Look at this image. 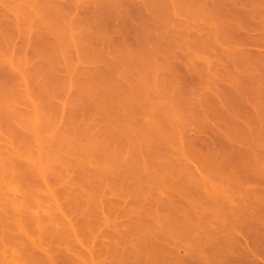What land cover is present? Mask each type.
Instances as JSON below:
<instances>
[{
    "label": "rangeland",
    "instance_id": "374dc122",
    "mask_svg": "<svg viewBox=\"0 0 264 264\" xmlns=\"http://www.w3.org/2000/svg\"><path fill=\"white\" fill-rule=\"evenodd\" d=\"M223 2L226 4L224 5ZM230 4L232 9L238 7L240 12H237L239 9L230 10L232 14L226 11L231 8ZM262 7L264 0H0V95L4 91L8 94V96L4 95L8 98L4 103L2 102L4 96L2 98L0 96V147L4 144L8 146L12 144L14 148L21 146L23 147H20L21 151L19 148L21 155L27 151L20 158L25 168H20L17 172L37 174L34 180L37 182L32 180L35 183L33 185H40L44 193L45 190L49 192L48 185L50 191L57 195L55 197L59 204L53 203L54 207L61 205L60 209L63 208L61 211L64 212L63 214L55 209L50 202L48 208L35 207L32 216L35 217L33 211L36 210L38 216L48 215L50 218V215L57 212L54 210H58L61 219L64 221L66 217L71 219L72 224L69 223V219V222L67 219L65 222L77 228L75 234L77 232L78 234L71 238L74 240L72 242L76 251L84 254L79 259L88 260L84 262L81 259L82 263L91 262L90 251L93 253L96 251L95 255H97L99 254L97 250L103 247L105 252L106 245L108 246L112 241L111 233H114L115 223L130 220L127 213L133 206H138V204L134 205L137 199H141L142 205L146 208H157L155 199L168 196L173 199V207L170 205L172 201H166L169 208L165 205L161 209L168 213L166 220H173L177 229L182 225L181 232L186 234L188 231L190 235L182 236V239L179 237L181 232L179 236L178 234L172 236V233L169 236L173 242L177 240L175 255L179 257H177L178 261L190 252L196 256L202 252L203 254L200 255L207 254L205 256L215 253H221V256L239 255L241 250L235 247L236 243L235 245L225 243L228 238H232L228 237L232 232L231 229L238 231L232 233L237 235L239 233L241 240L246 238L253 240L251 245L261 243V246L258 245L259 252L264 250V232H262L264 231L262 228L264 227V160L262 162L264 159V119H262L264 118V91H262L264 90L262 66L264 8ZM259 13L263 14L262 17ZM235 16L237 19H234ZM231 24L234 27L233 25L230 27ZM229 31L232 33L230 34ZM237 34H240L243 40L239 41L241 36ZM235 35L239 38L236 39ZM251 36H257L256 38L260 36L263 41L259 38L260 40L256 39L258 41L255 42ZM244 49L247 50L245 53L249 52L247 55L243 53L245 57H242L246 59L251 56L250 53H253L250 58L258 57V63L254 60L256 64L247 61L244 63L245 60L241 58L242 53L240 54L244 52L240 50ZM237 53L240 56H237ZM237 57L241 60L234 59ZM252 72L254 75L251 74ZM232 74L234 77L230 78ZM250 76L259 79L253 77L259 82H255L258 83L255 87H253L254 83L251 85L253 78L250 79ZM244 81L250 84L247 85ZM230 82L236 83L234 87L239 89L236 92L238 94L231 92L233 83ZM238 82L239 87H237ZM255 93L258 96H255ZM227 95L231 97L228 98L230 102ZM234 95L235 98L241 95V101L240 98L237 100L233 98ZM235 105H239V108ZM234 118L237 119L236 122ZM142 129L145 131L147 129L149 132L144 130L142 132ZM236 130L239 133H236ZM152 132L159 133L160 137L156 133L152 136L155 139L147 135ZM144 134L154 140V145L159 140V147L161 145L165 147L163 151L158 150L160 154L157 152L156 155L153 154L159 147L152 146L156 149L154 151L147 149L146 144L151 143L148 139L144 142ZM170 135L173 138H170ZM168 136L171 141H167L169 144L164 146L167 143L165 140L169 139ZM138 139L143 141L142 146L146 147V155L148 156L147 150L153 152V155L150 157L139 155L138 152L144 148L139 147ZM121 144L122 148H120ZM107 145L112 146L114 152L118 150L122 156L115 155L117 152L110 153L112 148L108 150ZM133 145L135 149L132 148ZM97 146L99 160L96 153H92L93 148ZM137 147L141 149L136 153L133 149L137 150ZM99 154H102V157ZM142 155L144 156V153ZM117 157H122L121 162L130 159L129 163L125 161L122 162L123 164L120 163L126 164L120 168V172L124 174L131 172L135 179L138 171L135 173L131 163L136 167L137 163L141 164L145 158H148L150 166L154 168H160L161 163L169 165L168 172L164 173L176 183L173 182L169 187L166 185L170 183H167L166 187L154 185L157 188L151 185L147 188L150 194L151 192L154 194L149 195L150 197H146L144 193L138 195L134 187L125 186L128 183L124 186L122 183L119 185L118 182L121 180L116 179L118 175L115 176L119 170L116 166V170L115 167L110 166ZM107 162L109 165H106ZM103 163L106 165L105 168ZM117 164L120 166L119 163ZM127 164L132 167L129 168L132 171L126 172L125 168L129 167ZM100 167H103L104 171H101L103 173L93 175L95 170L99 172ZM107 167L109 170H106ZM61 169L64 171L60 174L58 170ZM83 173L88 175V179L89 176L94 179V176L101 175L105 176V181L108 178L109 180L107 183L103 182L105 186L101 187L98 184L100 189L94 190V185L90 186L88 183L90 180H87V184L84 183L86 180L83 182L86 177ZM124 174L123 181L127 182L125 178L129 181L131 175L124 176ZM44 178L47 181L46 188H44ZM19 179H15L16 185L22 188L19 187L21 191H17L15 195L24 197L22 192L26 191L31 183L22 180L21 183ZM92 179L91 181L95 182ZM113 179H116L115 183ZM187 180L189 182H186ZM180 181L191 185L190 189ZM21 184L27 187L24 188ZM81 184L84 185V189L91 190L86 189L88 192L83 190L87 193L82 197L79 193L76 194V198L73 195L75 202L70 204L72 199L68 191L73 190L74 193L77 189L80 190ZM185 188L189 191L186 192L187 195L193 194L190 199H187L189 196H184ZM98 191L101 193L99 194ZM91 195L104 205L103 201H105L106 208L102 203L99 204L103 206V210L99 205L91 207L93 203L89 206ZM10 196H13L12 192ZM39 196H41L40 200L42 196L45 200L49 198L40 193ZM39 196L34 197L37 199ZM110 200L114 201L111 202L114 205H111L113 209L116 208L114 211H108L111 208V203H108ZM76 202H80L84 207L79 206L76 210L77 204L76 207L74 206ZM173 208L175 210L171 212ZM184 209L192 211L189 220L188 215L185 220H183L184 215L181 217ZM96 214H100V217ZM168 217L172 219H167ZM87 220L90 222V224L86 223L89 227L93 226L94 229L99 228V230L93 232V229L91 232V228L87 229L86 224L87 230H81L83 228L81 223ZM150 221L155 231V219L151 218ZM255 222L261 228H258L260 226ZM167 224L168 227L171 226ZM156 226L159 225L156 223ZM26 230L33 241L34 231L28 228ZM208 231L209 234L206 235ZM210 231L214 232L213 235L219 233L215 235V239L219 235L222 236L221 238L227 237V240L220 238L221 240L216 239V242L214 236L210 239ZM27 240L31 242L29 239L11 241L6 254L0 249V253H4L8 259L4 264H8L7 261H10L12 255L25 260L27 256L37 251L31 247L32 244L28 247ZM254 240L257 243H254ZM23 247L26 249L24 250ZM210 248H212L211 252L207 250L210 254L205 253V250L202 251ZM38 251L40 252V249ZM111 254L112 252L102 257H99L100 254L97 255L96 262L102 264L103 260L104 264H112L116 257L114 253L113 256ZM214 258L216 259L215 256L211 259ZM220 258L219 256L213 263L220 264L222 259ZM241 258L238 260L239 264H244ZM110 260L113 261L110 263ZM131 260L132 263L135 259ZM238 261L234 264H238ZM173 262L177 260L173 259ZM180 262L185 264L182 260ZM262 262L264 264L263 260Z\"/></svg>",
    "mask_w": 264,
    "mask_h": 264
},
{
    "label": "bare ground",
    "instance_id": "6f19581e",
    "mask_svg": "<svg viewBox=\"0 0 264 264\" xmlns=\"http://www.w3.org/2000/svg\"><path fill=\"white\" fill-rule=\"evenodd\" d=\"M216 1V0H215ZM218 3V2H217ZM221 3H222V1H221ZM224 3V5L226 4V2H223ZM214 4H216V3H214ZM229 4V3H228ZM231 5L232 4H230V7H231ZM227 6V5H226ZM217 7V6H216ZM221 7H223V6H221ZM229 7V6H228ZM224 8V7H223ZM223 8H221V9H223ZM236 8V7H235ZM262 8H264V7H262ZM225 9V8H224ZM237 9H239L238 7H237ZM237 9H232V7L230 8V9H228V10H226V11H232V10H234V11H237ZM264 10V9H263ZM225 11V12H226ZM230 11V13L232 14V12ZM260 11H262V9L260 10ZM259 11V12H260ZM237 12H240V9H239V11H237ZM227 13V12H226ZM260 13H262V12H260ZM259 13V14H260ZM263 14H264V11H263ZM263 14H260L261 15V17H262V15ZM238 16V15H237ZM237 16H235V18L234 19H237ZM239 17V16H238ZM242 17V16H241ZM240 17V18H241ZM239 18V19H240ZM264 18V17H263ZM236 22V21H235ZM234 24V23H233ZM233 24H231V25H229L230 27L233 25ZM225 25H227L226 24V22H225ZM237 25V23H235V26ZM232 27H234V25L232 26ZM240 28V27H239ZM223 29H226L225 27H223ZM231 29V28H230ZM227 30H228V28H227ZM241 32V31H240ZM229 33H230V31H229ZM232 33V32H231ZM230 33V34H231ZM233 34H234V32H233ZM232 34V35H233ZM236 34V33H235ZM238 36H241L240 34H237ZM237 35H235L237 38L236 39H238L239 37L237 36ZM252 38L251 39H253V40H255V42L256 41H258V40H256V39H259V38H261L260 36H258L259 38H256L257 36H251ZM255 37V38H254ZM239 41H241V40H243L242 39V36H241V39L239 38L238 39ZM248 40V39H247ZM260 40V39H259ZM238 41V42H239ZM261 41H263V39L261 38ZM243 42V41H242ZM240 51H244V52H240ZM239 52H240V54H241V58H243L242 56H244L245 57V55H243V53H245V51H247L246 49H244V50H240ZM238 52V53H239ZM249 52V51H248ZM248 52H246L245 54L247 55V53ZM237 53V54H238ZM264 53V52H263ZM263 53H262V57L264 56L263 55ZM251 54V56L253 55V53H250ZM249 54V55H250ZM254 54H256V53H254ZM237 56H240L239 54L237 55ZM251 56H246V57H248L249 59H252V60H249L248 58H243L244 60H242V61H244V63L247 61V62H251V64H256V63H258V57H256V58H254L253 59V57L252 58H250ZM255 57V56H254ZM240 58V57H239ZM238 57L237 58H234V59H239ZM241 58L239 59V60H241ZM259 58H261L260 56H259ZM257 59V60H256ZM236 60V61H237ZM249 60V61H248ZM253 60L256 62H253ZM263 61H264V58H263ZM241 62V61H240ZM237 63H238V61H237ZM236 63V64H237ZM247 64V63H246ZM245 64V65H246ZM261 64H263V62L261 63ZM238 65H240L239 63H238ZM257 66H258V64H257ZM261 66V65H260ZM263 67H264V64L262 65ZM254 68V67H253ZM252 68V69H253ZM260 68V67H259ZM258 69V68H257ZM243 70V69H242ZM242 72H245V71H242ZM252 75H254L253 74V72L251 73ZM259 74H261V73H259ZM233 75V74H232ZM231 75V76H232ZM256 75V74H255ZM231 76H229L230 78H233L234 77V75L231 77ZM257 76H259V75H257ZM262 76V75H261ZM236 77V76H235ZM239 77V76H238ZM237 77V78H238ZM241 77V76H240ZM252 76H250L249 78L250 79H252L251 78ZM246 78V77H245ZM248 78V79H249ZM254 78H256V77H254ZM254 78H253V81L251 82V85H253L252 83H254V86L253 87H255L259 82L257 81V80H259L258 78H256L257 80V84L255 83L256 81L254 80ZM262 79V78H261ZM241 80V79H240ZM239 80V81H240ZM264 80V79H263ZM261 81V80H260ZM235 82H237V80L235 81ZM231 83V82H230ZM233 83V82H232ZM231 83V84H232ZM244 83H247V85L248 84H250V82L248 83V82H246V81H244ZM236 84V83H235ZM234 83H233V85L231 86L232 87V91L231 92H233V93H235V94H238V93H236L238 90H237V88H235L234 87V85H235ZM230 87V88H231ZM237 87H239V82H238V85H237ZM242 87V86H241ZM243 88V87H242ZM241 88V89H242ZM258 88V87H257ZM262 89V88H261ZM236 90V91H235ZM255 90V89H254ZM259 90V89H258ZM226 91H228V89L226 90ZM235 91V92H234ZM262 91H264V90H262ZM3 92V91H2ZM1 92V93H2ZM241 92H242V90H241ZM255 92H257L256 90H255ZM6 94V92L4 91L3 92V94H1L0 96H1V98H2V96H4ZM258 94H260L261 95V93H259L258 92ZM258 94L257 93H255V96L257 95L258 96ZM263 94V93H262ZM7 96H8V94H6ZM5 95V96H6ZM248 95V94H247ZM5 96L3 97V100H2V102L4 103V101L6 102V101H8V98H5ZM228 97H227V99L228 98H231V97H229V95H227ZM235 96L236 95H234V97L233 98H235ZM241 95H239V97H238V95H237V97L235 98L236 100L237 99H239V101H241V97H240ZM175 97V96H174ZM249 97V96H248ZM263 97V96H262ZM177 98V97H176ZM248 99V98H247ZM233 100V99H232ZM1 101V100H0ZM228 101H229V99H228ZM230 102V101H229ZM234 102V101H233ZM233 102H231V103H233ZM243 102V101H242ZM241 102V103H242ZM264 102V101H263ZM94 103L95 102H93V105H94ZM97 103H98V101H97ZM100 103V102H99ZM111 103V102H110ZM112 104V103H111ZM235 104V103H234ZM242 104H244V102L242 103ZM256 104V103H255ZM258 104V103H257ZM261 104V103H260ZM106 105V104H105ZM232 105V104H231ZM240 105V104H239ZM239 105H235V107H238L239 108ZM259 105V104H258ZM257 105V106H258ZM96 106V105H95ZM95 106H93V107H95ZM97 106H99V105H97ZM96 108V107H95ZM98 108V107H97ZM234 108V107H233ZM97 110V109H96ZM233 110H235V109H233ZM237 110V109H236ZM241 110V109H240ZM259 110V109H258ZM239 111V110H238ZM240 112V111H239ZM239 112H238V115L240 116V114H239ZM258 112V111H257ZM234 114H236V112H233ZM259 114H261V113H259ZM264 114V113H263ZM238 115H236L237 117H238ZM132 117V116H131ZM240 117H242V116H240ZM239 117V118H240ZM238 118V119H239ZM243 118V117H242ZM260 119V118H259ZM262 119H264V118H262ZM235 122L237 121V119H233ZM244 120H246V119H244ZM231 121V120H230ZM254 121V120H253ZM261 121V120H260ZM233 122V121H232ZM235 122L233 123V124H235ZM113 123H116V122H113ZM248 123V122H247ZM255 123V122H254ZM262 123V125H263V122H261ZM261 123H260V125H261ZM259 124V123H258ZM255 125H257V124H255ZM263 127V126H262ZM260 128V127H259ZM148 129V128H147ZM147 129H146V131H147ZM143 130H144V132H146L145 131V129H142V132H143ZM232 130V129H231ZM262 130V129H261ZM147 132H149V131H147ZM232 132H233V130H232ZM260 132V131H259ZM156 133V135L158 136V137H160V134L159 133H157V132H152L151 134L150 133H147V135L149 136L150 135V137H152V136H154L153 134H155ZM236 133H239L237 130H236ZM261 133H262V131H261ZM143 134V133H142ZM146 134V133H145ZM144 134V136H145V139H143L144 140V142H146L145 140H147L148 139V141H150V143L151 144H149V142L146 144L147 145V149L148 150H150V149H152L151 151H154V150H156L155 148H153L154 146H156V148L157 147H159V145H160V143L158 142V141H156V143H155V145H154V140L152 141V138L153 139H155V137H152L151 139H150V137H148L147 135H145ZM159 134V135H158ZM242 134V133H241ZM254 134V133H253ZM260 134V133H259ZM234 135H236L235 133H234ZM261 135V134H260ZM139 136H141V134L139 135ZM144 136H142V137H144ZM172 135H170V138H173V137H171ZM255 136V135H254ZM241 137V136H240ZM253 137V136H252ZM258 137V136H257ZM169 138V136L167 137V139ZM168 139V140H165V142H167V141H171V139ZM239 138V137H238ZM139 139H141V138H139ZM138 139V140H139ZM241 139H244V138H241ZM164 140V139H163ZM256 140V139H255ZM259 140V139H258ZM264 140V139H263ZM131 141V140H130ZM134 141V140H133ZM169 141V142H170ZM124 143H125V141H123ZM142 142L143 141H140L139 140V142L138 143H140V144H138V145H140L139 147H143L142 146ZM157 142L159 143V144H157ZM169 142H167V143H165L164 144V146H167V144H169ZM129 143V142H128ZM93 144V143H92ZM91 144V145H92ZM126 144H127V142H126ZM4 145H6V146H4ZM4 145H1V147H0V249H2L3 251H4V253L7 251V250H9V248H10V245H11V241H13L14 242V240H19V241H26V239H29V240H31V242H29L28 240H27V245H28V247H29V244L31 245H33V246H31L32 248H34V249H36L37 251H38V249H40V252L38 251H35V253H32V254H30V256L28 257H26V259L24 260L22 257H18V256H16V255H12V259L11 258H9V260L10 261H7L8 262V264H85V263H82L83 262V260H84V262L85 261H88V260H86V259H83V258H81V259H83V260H81V259H79L80 258V256H84V254L82 255V254H80V253H78L76 250L77 249H75L74 247H75V245L73 244V242H74V240H73V238H71L72 236H75V235H77L78 234V232H77V234H75L76 233V226H74V225H71L72 224V222H71V219H69V221H68V219H67V217H66V215H64V217H66V219H67V221L69 222V223H71V224H67L65 221H66V219H65V221L63 220V219H61V217H60V214H58L57 212H58V210H62L63 208H61L60 209V207H62L61 205H56L55 207H54V204L53 203H57V204H59L57 201H56V197H57V195H56V197H55V195L50 191V188H48L49 186L46 184V178H44V180H45V183H44V188H46L45 186L47 185V190H49V192H48V195H47V192H46V190H45V193H44V189L42 190V188H40L39 186L40 185H36V186H34L33 184H35L36 182L34 181L35 180V178H36V175H33V174H31V173H27V172H25V173H21V174H19V172H17V170L18 169H20V168H23L24 167V164H23V162H22V159H20V158H22V156H24L25 155V152L27 153V151H25L24 152V154L23 155H21L22 153H20L19 152V148L21 147V146H19V147H17V146H15V148H14V146L12 145V144H9V146L7 145V144H4ZM13 146V148H14V151L12 150V146ZM94 145V144H93ZM129 145V144H128ZM138 145H136L135 144V146H138ZM144 146H146L145 144H143ZM158 145V146H157ZM10 146H11V148H10ZM25 146V145H24ZM100 146V149H101V145H99ZM108 146V145H107ZM116 145H114V147H115ZM134 146V145H133ZM135 146L134 147H132V148H134L135 149ZM153 146V147H152ZM162 146V145H161ZM160 146V147H161ZM27 147V146H26ZM103 147V146H102ZM119 147V146H118ZM139 147H137L136 149L137 150H134L133 149V151L134 152H136L137 153V151L139 150L140 151V149L141 148H139ZM149 147V148H148ZM159 147V148H160ZM18 148V149H17ZM21 148H23V147H21ZM21 148H20V151H21ZM97 148H98V146L97 147H95V148H93V150H92V153L93 154H95L96 153V156H97V154L99 153H97ZM110 148H112V146H108V150L110 149ZM120 148H122V144H121V147ZM123 148H124V145H123ZM144 148V147H143ZM146 148V147H145ZM144 148V150L143 149H141V151L140 152H138L139 153V155H141L142 157H146L147 155H146V149ZM157 149L153 154H157L158 153V150H162L163 151V149L165 148V147H163L162 146V148H160V149ZM96 149V150H95ZM105 149L107 150V148H106V145H105ZM105 149H104V151H105ZM12 150V151H11ZM23 151H24V149H22ZM113 150V151H112ZM112 150L110 149V153L112 152V154L114 153L115 154V152H117L115 155H120L119 154V152H118V150H115V152H114V149L112 148ZM121 150H123V149H121ZM124 150H126V148H124ZM142 150H143V152H142ZM148 150H147V154H148V156L150 157V155H153L152 153H151V151H149L148 152ZM94 151V152H93ZM103 151V150H102ZM165 151V150H164ZM13 152V153H12ZM105 152H108V151H105ZM104 152V153H105ZM142 152V153H141ZM157 152V153H156ZM159 152H161V151H159ZM183 152H185V151H183ZM234 152H235V150H234ZM100 153H102V152H100ZM136 153H134V155L136 154ZM144 153V156L142 155ZM151 153V154H150ZM107 154V153H106ZM106 154H104V155H106ZM158 154H160V153H158ZM99 155H101V157H102V154H99ZM110 155V154H109ZM242 155V154H241ZM15 156V157H14ZM94 156V155H93ZM95 156V157H96ZM121 156H122V154H121ZM141 156H139L140 157V159H141ZM147 156V157H148ZM98 157V160H99V156H97ZM105 157H107V155L105 156ZM115 157V156H114ZM119 157H117L116 158V161H117V163H122L123 161H125V160H123L122 162H121V158L122 157H120L119 158V160H117ZM97 159V158H96ZM135 159H137V158H135ZM134 159V160H135ZM144 159V158H143ZM111 160V159H110ZM130 160V159H129ZM129 160H127V161H125V163H129ZM134 160H133V163H134ZM150 160V159H149ZM263 160L264 159H262V162H263ZM115 160H114V162H113V164L112 165H110V166H112L113 168L116 166L117 167V170H119V172H117L116 174H115V176L116 175H118V178L116 177V179H120L121 181L120 182H118L119 183V185H121V183H122V185L124 186V184L125 183H128V184H125V186L127 185V186H131V187H134L135 189H136V192L138 191V195H142L143 193H144V195H146V197H150L149 195H151L153 192H151V194L149 193L150 192V190L147 188V187H150L151 185H153V187H155L154 185H157V186H159V187H169V185H171L173 182L174 183H176L175 181H173L168 175V177H166V175H165V171L166 172H168V169L170 168V166L169 165H165L164 163L161 165L160 164V168L159 167H156V168H154V166L152 167V166H150V164H149V161H148V158L146 159H144V162H141V164H138L137 163V166L136 167H134L135 165H133L132 163H131V165L133 166V168L131 167V166H129V164H127L129 167L128 168H125L126 169V172L127 171H132V170H130L129 168L131 167L132 169H134L135 170V173L137 172V174H135V175H137V178L135 179V176H134V178H133V176L131 175L132 173L131 172H129V173H127V174H124L123 172H120V168H122L123 166H125L126 164H124V165H122V164H120V166L117 164V163H115L116 162ZM119 161V162H118ZM140 161V160H139ZM142 161V160H141ZM151 161V160H150ZM131 162V161H130ZM136 162H137V160H136ZM217 162V161H216ZM110 164L112 163V160L109 162ZM140 163V162H139ZM159 163H160V161H159ZM117 164V165H116ZM136 164V163H135ZM169 164V163H168ZM172 164V163H171ZM212 164V163H211ZM214 164H215V162H214ZM217 164V163H216ZM219 164V163H218ZM237 164V163H236ZM106 165H109L108 164V162L106 163ZM104 163H103V167L104 166H106ZM139 165H141V166H139ZM164 165V166H163ZM163 166V167H162ZM215 166V165H214ZM236 166V165H235ZM103 167H100L101 169L99 170V172H98V170H95L96 172H94V174L93 175H95L96 173H100L101 171H104L103 170ZM116 167H115V170H116ZM119 167V168H118ZM213 167V166H212ZM25 168V167H24ZM105 168V167H104ZM128 169V170H127ZM24 170V169H23ZM61 170H62V172H61ZM60 171L58 170V172H60V174L61 173H63V169H61ZM106 170H109L108 169V167L106 168ZM123 170H124V168H123ZM54 172V171H53ZM112 172H114V170L112 171ZM140 172V173H139ZM101 173H103V172H101ZM119 173V174H118ZM121 173V174H120ZM131 173V174H130ZM161 173H163L162 174V176H164L163 178H164V180H163V178H162V176H159V174H161ZM84 174V173H83ZM91 174V175H92ZM123 174H124V176H126V175H128V176H130L131 175V177H129V181H128V178H125L126 179V181L127 182H124L123 181ZM84 175H86V174H84ZM99 175V174H98ZM105 175V174H104ZM99 176H101V175H99ZM99 176H97V177H99ZM108 176V175H107ZM106 176V177H107ZM112 176V175H111ZM159 176V177H158ZM253 176H255V175H253ZM34 177V178H33ZM43 177H45V176H43ZM43 177L41 178V182H42V179H43ZM88 177V175H86V177H85V179L83 180V182L84 183H86V182H88L89 180H90V182H88L89 183V185L91 186V185H94V187H93V189L95 190V189H100V187H99V185L101 186V187H103V186H105V184L103 183L104 181H105V179L106 178H104L105 176H101V177H99V179L96 177V176H94V179L95 178H97L96 180H94V179H92L91 178V176H89V179L87 178ZM109 177V176H108ZM139 177V178H138ZM180 177L181 178H184L183 176H181L180 175ZM256 177V176H255ZM254 177V178H255ZM20 178V179H19ZM61 178V177H60ZM83 178V177H82ZM92 180H94L95 182H92L91 181V179ZM112 178H114V177H112ZM131 178H133V179H131ZM159 178H160V181H159ZM168 178V179H167ZM12 179V180H11ZM17 179H19V182H21V180H22V182H25V183H28L29 184V182L31 183V184H26V185H28V189L26 190V191H24V189L22 190V191H24V192H22L23 194H24V197L22 196V197H17V195H15L16 194V192L17 191H21V189L19 188V187H21V186H19L18 187V184L16 185V183H17V181L16 180ZM104 179V180H103ZM116 179H113V182L115 183V180ZM169 179H171V180H169ZM7 180H9V181H7ZM14 180L16 181V182H14ZM32 180L35 182H32ZM43 180V181H44ZM61 180V179H60ZM65 179L63 178V181H64ZM88 180V181H87ZM102 180V183L100 184V181ZM108 180H109V178H108ZM108 180H106L105 182L107 183L108 182ZM185 180V179H184ZM7 181V182H6ZM98 181V182H97ZM159 181V182H158ZM191 181V180H190ZM5 182V183H4ZM18 182V183H19ZM21 182V183H22ZM81 182H82V180H81ZM82 182V184H84ZM94 183V184H92V183ZM186 182H189L188 180L186 181ZM117 183V182H116ZM117 183V184H118ZM167 183H170V184H168V185H166ZM180 183L183 185L184 183L183 182H181L180 181ZM81 184V185H82ZM87 184V183H86ZM95 184H97V185H95ZM99 184V185H98ZM104 184V185H103ZM19 185H20V183H19ZM21 185H23V184H21ZM42 185H43V183H42ZM85 185V184H84ZM84 185H82L81 187H79L80 188V190H81V192H80V190L79 189H77L74 193H73V190H70V191H68V193H70V199H72V200H70V204H74V202H75V198H76V194L77 193H79V195L82 197V196H84V195H86V194H84V193H87L88 192V190H91L90 188L88 189V188H85L84 189ZM111 185H113V184H111ZM111 185H109V186H111ZM116 185V184H115ZM118 185V186H119ZM166 185V186H165ZM24 186V188L25 187H27V186H25V184L23 185ZM34 186V187H33ZM89 186V187H90ZM114 186V185H113ZM157 186L155 187V188H157ZM184 186L185 187H187L188 189H190V186L191 185H186V184H184ZM107 187V186H106ZM105 187V188H106ZM116 187V186H115ZM22 188V187H21ZM111 188V187H110ZM147 189V191H146V189ZM187 188H185L184 189V192H185V194L186 195H184L185 197H187V196H189V197H187V199H190L191 198V196H193V194H190V195H187V193L186 192H188L189 193V191H187ZM86 189H88V190H86ZM191 189H192V187H191ZM67 190V189H66ZM69 190V189H68ZM83 190H86V191H83ZM113 190V189H112ZM112 190H111V192H112ZM186 190V191H185ZM42 191H43V193H42ZM72 191V192H71ZM78 191V192H77ZM256 191V190H255ZM10 192H12V194H13V196H10ZM95 192V191H94ZM97 192V191H96ZM99 192V191H98ZM101 192H103L102 191V188H101ZM101 192H99V194L101 193ZM163 192V191H162ZM161 192V193H162ZM190 192H192V190L190 191ZM18 193V192H17ZM38 193V194H37ZM39 193H40V195H46V196H48L49 198H46V200L44 199V196H42V199L40 200V198H41V196H39ZM56 193V192H55ZM71 193H73V194H71ZM82 193V194H81ZM156 193V192H155ZM183 193V192H182ZM84 194V195H83ZM98 194V193H97ZM154 194V193H153ZM157 194V193H156ZM159 194V193H158ZM169 194V193H168ZM74 195V200H73V198H72V196ZM90 195V194H89ZM102 195V194H101ZM161 195V194H160ZM162 195H164L163 193H162ZM167 195V194H166ZM171 195V194H170ZM173 195V194H172ZM172 195H171V197H172ZM175 195V194H174ZM20 196V195H19ZM34 196H36V197H38L39 196V198H37V199H35L36 197H34ZM69 196V195H68ZM92 196V195H91ZM90 196V197H91ZM153 196V198H154V195H152ZM176 196V195H175ZM32 197H34L33 198V200H32ZM90 197L88 198V199H90ZM102 198H103V200L105 199L103 196H101ZM145 197V198H146ZM170 196H168V197H166V198H168V199H166L165 197H163V198H157L158 200H156L155 199V201H156V207L157 208H153V207H144V205H142V203H143V201H142V203H141V199H137L136 201H137V203L135 202V204L134 205H136V204H138V206L137 207H134L133 205V207H132V209H130L129 210V212L127 213V216H130V220H128V221H125L124 223L123 222H121V223H119V222H116L115 223V227H114V233H111L112 234V241L110 242V243H108V246L106 245V247H105V252L103 251L104 250V248L103 247H101V249H98L97 250V252L99 251V254L101 255V256H99V257H102V255H109L111 252H112V254H111V256H113L114 254H115V256L114 257H116L115 258V260H114V262H112L111 260L109 261L110 263L112 262V264H170V263H172L173 262V259H175V260H177V262H180L181 260H182V263H195V264H211V263H213L214 262V260L216 261L218 258H219V256L222 258H220L221 259V263L220 264H222L223 262H225V263H223V264H234V262L236 263L241 257V260H243V262H245L244 264H263V262L261 263V260H263L264 261V250L263 251H261V252H263V253H261V252H259V250H258V245H260L261 246V243H257L255 240H254V243L256 242L257 244H253V245H251L252 244V242H253V240L251 241V240H248L247 238H246V240H247V242H246V240L245 239H240L241 237L239 236V233H238V235L237 234H233L234 233V231L235 232H238V231H236V230H230L229 228L230 227H233V226H230L229 228H228V230H230V231H232V232H230V231H228V232H230V235L228 236V237H232V238H228V241L227 242H225V243H228V244H232L233 243V245H235V243H236V245H235V247H239L238 249H240L241 251H240V254L242 255H236L235 253H233V254H235V256H239V258H235V256H233L232 254H230V255H228L227 253V255H225L227 258H225V256H224V258H223V256H221V253H219V254H216L215 253V255L214 254H212V255H208V256H205V255H207V254H205V255H200V254H203V252L202 253H200L199 255H194L193 253H191L190 252V254H188L187 256H182V258H180L181 260H179L178 261V259H177V257L178 256H176L175 254H176V248H177V244L175 243L177 240H175V242H173V240H170L169 239V236H170V234L172 235V236H175V235H177V236H179L180 234V232L182 231V230H180L181 228H183L182 227V225H181V227L180 228H178L177 229V227H175V225L173 224V220H171L172 218H167V219H170L171 221H169V220H166V217H167V215H168V213H166L165 212V210L163 211V210H161V209H163L164 208V206L166 205V206H168L167 205V203H166V201L168 202H171L173 199H170L169 198ZM174 197V196H173ZM172 197V198H173ZM93 198V199H92ZM92 202H91V199H90V203H88L89 204V206H91V203H93L92 204V206L91 207H93V205L94 206H96L97 207V205H101V204H99V203H102V202H100V201H98V199H96V198H94L93 196H92ZM102 198H101V200H102ZM152 198V199H153ZM175 198V197H174ZM58 199V198H57ZM78 199V198H77ZM86 199V198H85ZM95 199V200H94ZM163 199V200H162ZM166 199V200H165ZM193 199V198H192ZM106 200V199H105ZM143 200V199H142ZM175 200V199H174ZM211 200V199H210ZM34 201V202H33ZM55 201V202H54ZM72 201V202H71ZM78 201V200H77ZM85 201H87V199L85 200ZM85 201H83L82 200V202H83V204L85 205V207H87L86 206V204L84 203ZM138 201L140 202V203H138ZM45 202H46V204H45ZM50 202H52V206L55 208V209H58V210H54V211H57V212H55V213H51L52 215H50V218H49V216H48V218H47V216H43V215H41V216H38L37 215V213H36V210L35 211H33L34 212V216L35 217H33L32 215V210H34V208L35 207H37L38 206V208L39 207H41L42 208V206H43V208L46 206V208H48V206L49 205H51V203ZM104 203H105V205H106V202L105 201H103ZM111 202H113L114 203V201L112 200H110V202L108 201V203H111ZM164 202V203H163ZM174 202H176V201H174ZM36 203V204H35ZM48 203V204H47ZM113 203H111L110 204V206L112 205V206H114L113 205ZM163 203V204H162ZM76 204H77V208H76V210H78V207L79 206H82V207H84V205L83 204H80V202H76L75 203V207H76ZM103 204V203H102ZM142 205V207H140L141 205ZM173 201L170 203V205L173 207ZM104 205V204H103ZM104 205V206H105ZM107 205H109V204H107ZM140 205V206H139ZM161 205V206H160ZM99 206H98V208H99ZM110 206H109V208H110ZM111 206V208H110V210H108V211H114L116 208H114L113 209V207ZM163 206V207H162ZM170 206V207H171ZM51 207V206H50ZM50 207H49V211H51V210H53V207H51V210H50ZM56 207H58V208H56ZM96 207H94L96 210H97V208ZM101 207V206H100ZM103 207V206H102ZM101 207V210H103V208ZM162 207V208H161ZM88 208V207H87ZM105 208H106V206H105ZM108 208V209H109ZM167 208H169V206L167 207ZM37 209V208H36ZM85 209V208H84ZM92 208H90V210H91ZM100 209V208H99ZM98 209V210H99ZM37 210H39V209H37ZM43 210V209H42ZM173 210H175L174 208L173 209H171V212L173 211ZM94 211V210H93ZM62 212V211H61ZM60 212V213H61ZM105 212V211H104ZM165 212V213H164ZM185 212H187V213H185ZM189 210H187V209H184V212H182V213H184V214H182L181 215V217L183 216L184 218H183V220H185V218H186V215H188L189 216V218H188V216H187V219L189 220L190 219V214L192 213V211L191 212H189ZM36 213V214H35ZM63 214H64V212H62ZM96 213V212H95ZM10 214H12L14 217H12ZM55 214H57V216L55 215ZM66 214V213H65ZM53 215H55V216H53ZM62 215V214H61ZM100 214H96V216H99ZM170 215V214H169ZM43 216V217H42ZM149 216V217H148ZM171 216V215H170ZM47 219H46V218ZM69 217V216H68ZM100 217V216H99ZM102 217V216H101ZM151 218H153V219H155V224H154V229H156L155 231L153 230V223L150 221V219ZM12 219V220H11ZM174 219H177V217H174ZM182 219V218H181ZM63 220V221H62ZM149 220V221H148ZM166 220V221H165ZM147 221L149 222V224L150 225H152L151 227L148 225V223H147ZM167 221H169V222H167ZM82 223H84V221L82 222ZM81 223V227H83L81 230H83V231H85V230H87V229H89V228H91L90 229V231L92 230L93 231V229H94V227L93 226H88L86 223H89L90 224V222H88V220L87 221H85V223L84 224H82ZM106 223H109V222H106ZM156 223L159 225L158 227L156 226ZM167 223H169L171 226L170 227H168L167 225ZM256 223V222H255ZM259 223V222H258ZM85 224H86V228L87 229H85ZM167 224V225H166ZM173 224V225H172ZM180 224V223H179ZM257 224V223H256ZM70 225V226H69ZM161 225H164V226H161ZM257 226H260V225H258L257 224ZM256 226V227H257ZM171 227H173V228H171ZM26 228H28V229H31L32 230V232H33V234L35 235V238L33 239V241H32V238H31V236H30V234H28L27 233V230H26ZM95 228H97V227H95ZM258 228H261V226L260 227H258ZM262 228L264 229V227L262 226ZM85 229V230H84ZM150 229H152V230H150ZM176 231H175V230ZM234 229H236V228H234ZM17 230H19V231H22L23 233L21 234V233H19ZM96 230L97 229H94V231L93 232H96ZM98 230H99V228H98ZM97 230V231H98ZM177 230H178V232H177ZM227 230V229H226ZM91 231V232H92ZM113 232V231H112ZM175 232V233H174ZM211 233H210V235H209V237H210V239H211V237L213 238V236H214V239H215V235L216 234H219V233H215V235H213L214 234V232L212 233V231H210ZM260 232H261V230H260ZM262 232H264V231H262ZM73 234V235H72ZM175 234V235H174ZM189 235V232L187 231V233L185 234V233H183V232H181V235L179 236L180 238L183 236V237H186V235ZM209 234V231H208V233H206V235H208ZM261 234H263V233H261ZM188 235H187V237H188ZM232 235H234V236H232ZM190 236V235H189ZM242 236V235H241ZM208 236H206V238H207ZM208 237V238H209ZM222 236H220L219 237V235H218V238H217V236H216V239H219V241L221 240V239H224V241L225 240H227V237H225V238H221ZM260 237H261V235H260ZM76 238V237H75ZM221 238V239H220ZM244 238V237H243ZM182 239V238H181ZM215 239V240H216ZM232 239V240H231ZM258 240L257 241H259V238H257ZM170 240V241H169ZM214 240V241H215ZM231 240V241H230ZM243 240H245V241H243ZM73 241V242H72ZM167 243H166V242ZM241 241V242H240ZM248 241H250V242H248ZM33 242V243H32ZM171 242V243H170ZM173 242V243H172ZM216 242H217V240H216ZM261 242V241H260ZM56 244V245H55ZM59 244V245H58ZM72 244H73V246H72ZM228 244H227V246H228ZM242 244L244 245L243 247H240L239 245H241L242 246ZM71 245V246H70ZM233 245H232V247H233ZM238 245V246H237ZM252 247H251V246ZM63 248H62V247ZM103 246H105V245H103ZM36 247V248H35ZM69 247H70V249H69ZM74 248V249H73ZM103 248V249H102ZM234 248V247H233ZM236 248V249H237ZM23 249L25 250L26 248H24L23 247ZM28 249V248H27ZM228 249V248H227ZM260 249H261V247H260ZM110 250V251H109ZM205 250V251H204ZM211 252V250H212V248H210V249H203L202 251H204L205 253L207 252L208 254H210L209 252ZM229 250V249H228ZM106 251H108L107 253H106ZM231 251V250H230ZM234 251H238L239 252V250H235L234 249ZM70 252H72V253H70ZM101 252V253H100ZM104 252V253H103ZM218 252V251H217ZM228 252V251H227ZM4 253H0V264H4V262H6V260H8L5 256H4ZM95 253H96V251L93 253V251H90V255H91V257H90V260L89 261H91L90 263H87V264H99L98 262H96V259H97V255H99V254H97V255H95ZM114 253V254H113ZM213 253V252H212ZM230 253V252H229ZM6 254V253H5ZM171 254H172V257H170L171 256ZM262 254V255H261ZM86 255V254H85ZM89 255V256H90ZM216 257V259L214 258V259H211V258H213V257ZM96 258V259H95ZM108 258H110V256H108ZM132 258H134L135 260L131 263V259ZM179 258V257H178ZM220 259H219V261H220ZM213 260V261H212ZM172 261V262H171ZM195 261V262H194ZM219 261H218V263H219ZM223 261V262H222ZM13 262V263H12ZM170 262V263H169ZM177 262H173L172 264H178ZM101 264V263H100ZM102 264H104V262H103V260H102ZM179 264H181V262L179 263ZM214 264V263H213ZM238 264H239V261H238Z\"/></svg>",
    "mask_w": 264,
    "mask_h": 264
}]
</instances>
